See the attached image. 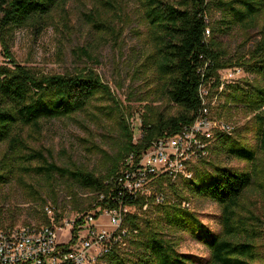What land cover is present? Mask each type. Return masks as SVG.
I'll list each match as a JSON object with an SVG mask.
<instances>
[{
	"label": "trees",
	"instance_id": "obj_1",
	"mask_svg": "<svg viewBox=\"0 0 264 264\" xmlns=\"http://www.w3.org/2000/svg\"><path fill=\"white\" fill-rule=\"evenodd\" d=\"M68 1L0 0V44L8 58L0 64V184L19 179L33 205L43 203L45 223H51L45 212L47 200L53 203L55 219L68 216L69 211H89L94 204L115 208L122 203L135 208L125 214L122 223L127 229V245L113 247L99 264H264V0H139L150 33L142 38L143 59L135 72L147 73L148 92H160L159 100L166 98L174 111L144 115L138 141L122 102L93 68L74 74L44 73L19 63L10 52L16 29L31 26L41 31L52 24L54 11ZM98 1L100 7L90 19L101 32L111 33L97 36L116 43L123 33H112L105 15L118 1ZM212 8L218 9L220 16L211 21ZM234 28L244 34L242 48L251 40V31L258 32L253 45L237 54H231L215 37ZM74 52L92 59L85 47ZM235 66L252 78L224 83L221 89L219 72ZM202 86L217 89L214 96L223 99L219 117H224L222 111L228 116L241 111L248 117L233 134L216 132L215 145L210 149L209 144L207 149L208 153L211 150L241 160L243 167L205 157L190 168L194 172L190 178H181L182 186L194 196L219 206L220 227L216 231L195 210L182 205L189 197L182 193V186L165 176L157 179V186L164 191L167 184L179 198L168 197L163 203H155L154 195L123 192L119 196L122 189L112 179L130 154L138 159L155 139L174 135L195 120L203 102ZM103 114L118 121L125 138L123 149L110 156L105 174L60 166L49 150L46 154L33 146L44 121L76 118L87 126L102 121ZM35 162L39 164L32 166ZM27 174L45 175L51 186L49 196L43 198L34 185L26 184L23 175ZM56 177L70 178L76 185L62 200L55 187ZM100 194H104L101 199ZM86 199L91 202L83 207ZM147 202L149 209L144 210ZM151 208L155 216L147 213ZM15 215L6 205L0 206L1 225L9 224L6 220ZM178 233L197 239L208 256L179 251Z\"/></svg>",
	"mask_w": 264,
	"mask_h": 264
},
{
	"label": "rangeland",
	"instance_id": "obj_2",
	"mask_svg": "<svg viewBox=\"0 0 264 264\" xmlns=\"http://www.w3.org/2000/svg\"><path fill=\"white\" fill-rule=\"evenodd\" d=\"M117 1L118 3L115 2L116 6L113 10H108L105 15L108 18L107 24L114 29L112 33H123L116 43L108 38L101 39L97 36V33H111V31L101 32L90 19V16L96 12V7H100L98 0H69L62 8L58 7L54 11L52 24L41 31H37L31 26L16 29L9 48L16 61L44 73L74 74L85 67L93 68L110 86L118 100L122 102L123 109L128 114L134 131V139L138 141L141 137L140 126L144 115L156 111L170 112L174 110L170 108L172 104L169 105L166 98L159 100L158 96H162L160 92H148L147 73L135 72V68L140 65L143 59L142 38L150 33L149 26L143 19V6L139 0ZM219 16L220 11L212 8L211 21ZM257 33V30L251 31V40L243 48L244 34L239 28L220 32L215 37L225 44L231 54H237L253 45L257 39ZM80 47L88 49L92 59L74 52ZM97 59L99 60L98 63L96 62ZM7 60L8 58L0 44V64ZM228 69L219 72L220 80L225 83L242 82L252 78V75L246 72L235 78H226L225 72ZM216 90L211 89L209 101L216 95ZM211 102L213 116L219 117L223 99L212 100ZM147 105H151L153 108L149 110ZM222 112L224 113L223 118L232 122L236 128L248 119L241 111H237L231 116L227 115L228 112ZM103 118L102 121H91L87 123V126H85L86 123L84 126L80 124L76 118L44 121L42 133L33 143V146L44 150L46 154L49 150L53 156L52 160L60 166L105 174L111 161L110 156L117 155L123 149L125 138L121 135L118 121L113 119L111 114L110 116L103 114ZM210 145V149H212L215 142ZM207 158L216 159L225 165L234 167H243L245 164L241 160L228 158L225 154H217L211 150H209ZM38 164L35 162L32 166ZM195 165L196 162L190 168L194 169ZM181 178L175 181L179 186H182ZM23 179L26 184L34 185L41 191L43 198L49 196L51 186L46 181L45 175L27 174L23 175ZM56 179L57 185L55 187L59 193L58 198L62 200L65 192L76 185L70 178L56 177ZM180 188L182 193L189 197L190 209L195 210L202 221L211 229L218 230L220 227L219 206L212 201L194 196L183 186ZM27 191V187L19 179L0 184V206L6 205L10 212H16V215L8 218L6 223L23 225L44 221L43 203L33 205V201L28 198ZM164 191L170 199L179 198L167 184H165ZM90 202V199H86L82 202V206L87 207ZM50 203L52 202L47 200L44 205ZM135 210L132 208V211ZM147 213L152 216L156 215V211L152 208ZM67 215L78 216L74 211H69ZM94 223L107 229L112 228L110 218L104 212H101L100 217ZM57 233L61 242L68 241L69 230L58 228ZM178 236L180 237L179 251L202 257L208 256L207 249L197 239L188 233H178Z\"/></svg>",
	"mask_w": 264,
	"mask_h": 264
},
{
	"label": "built area",
	"instance_id": "obj_3",
	"mask_svg": "<svg viewBox=\"0 0 264 264\" xmlns=\"http://www.w3.org/2000/svg\"><path fill=\"white\" fill-rule=\"evenodd\" d=\"M226 78L243 75L244 69L239 66L226 70ZM225 82H223L221 89ZM209 87H201L203 99L195 120L184 125L176 134L155 139L144 149L137 159L130 154L115 178L120 186L119 196L128 192L134 196L154 195L155 203H163L168 199L165 191L157 186V179L165 176L175 182L181 177L190 178V167L208 154L216 132L233 134L235 125L223 117L213 116ZM85 195H88L87 193ZM104 194H100V199ZM111 197L116 196L111 193ZM182 205L191 208L188 199ZM145 203L144 208H148ZM132 211V207H102L97 205L78 216L54 218V207L45 206V212L51 223L0 224V264H99L102 256L113 247L127 245V229L122 226L124 216ZM104 212L110 218L112 228H105L94 223ZM82 219L83 222L77 223ZM77 226V230L75 227ZM58 228L70 231L67 242H61L57 233Z\"/></svg>",
	"mask_w": 264,
	"mask_h": 264
}]
</instances>
